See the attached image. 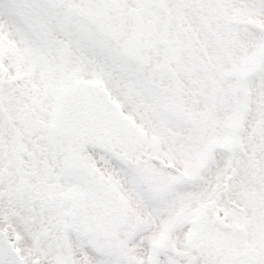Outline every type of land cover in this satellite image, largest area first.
<instances>
[{"label": "snow or ice", "instance_id": "6c2138e0", "mask_svg": "<svg viewBox=\"0 0 264 264\" xmlns=\"http://www.w3.org/2000/svg\"><path fill=\"white\" fill-rule=\"evenodd\" d=\"M0 264H264V0H0Z\"/></svg>", "mask_w": 264, "mask_h": 264}]
</instances>
